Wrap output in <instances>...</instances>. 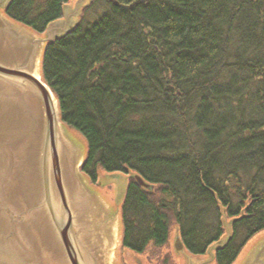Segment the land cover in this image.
Listing matches in <instances>:
<instances>
[{
	"label": "trees",
	"instance_id": "obj_1",
	"mask_svg": "<svg viewBox=\"0 0 264 264\" xmlns=\"http://www.w3.org/2000/svg\"><path fill=\"white\" fill-rule=\"evenodd\" d=\"M70 1L10 0L3 13L43 33ZM41 74L85 140L90 182L136 173L154 186L128 180L122 248L159 262L178 229L204 255L224 213L236 221L213 263L233 264L264 232V0H92L46 44Z\"/></svg>",
	"mask_w": 264,
	"mask_h": 264
},
{
	"label": "water",
	"instance_id": "obj_2",
	"mask_svg": "<svg viewBox=\"0 0 264 264\" xmlns=\"http://www.w3.org/2000/svg\"><path fill=\"white\" fill-rule=\"evenodd\" d=\"M9 2L0 0V264H117L120 204L128 180L148 191L154 186L128 173L111 212L87 184L81 171L86 147L83 152L74 144L41 74L46 44L72 32L92 0L64 5L62 16L43 33L8 18L3 9ZM119 176L103 174L97 185L103 178L117 184ZM234 221L222 214L224 234L208 246L203 259L186 255L175 229L173 253L196 257L190 264L214 262V252L231 239ZM261 236L234 264H264Z\"/></svg>",
	"mask_w": 264,
	"mask_h": 264
},
{
	"label": "rangeland",
	"instance_id": "obj_3",
	"mask_svg": "<svg viewBox=\"0 0 264 264\" xmlns=\"http://www.w3.org/2000/svg\"><path fill=\"white\" fill-rule=\"evenodd\" d=\"M71 1L75 2L76 0H71ZM63 125L65 126L66 129L69 130V132H70L69 134L73 137L72 140H73L74 144L76 145V147L80 151L84 152L85 147H86L84 138L78 132L69 128L67 125H65V124H63ZM119 175H120L118 177L119 182L117 184H115L114 182H108V180L103 178V182L100 185H97V183L94 184V183L90 182L89 179L84 175L87 179V182H88L87 184H89L91 186L90 189L93 190V192H95L96 194L100 195L102 197V199L107 204H109L111 212H114V210L116 208V203H117V201L119 199V195L121 193V188H122L121 183H123V181H121V179H123V177H125V178L127 177L125 174H119ZM210 217H211V219H214L213 212L211 213ZM262 234H264V232H261V234L254 236L247 243V245L243 249V252L245 253L249 249V247H252L257 240L262 238L263 237V236H261ZM240 239L241 238L237 239L238 242H240ZM152 252H153V249L149 248L146 251V253H144L143 255H139V254L132 253L131 251L126 250V249L122 248L121 246H119L117 249V252H116L117 253V256H116L117 257V264H161L160 261H162L165 257H169L172 264H190V262H189L190 258H196L197 257L198 259H203L207 256L205 253L204 255H198L196 257H188V256H186V255H188L187 252H186L187 254L185 253L186 254L185 256H183V255L177 256L173 253L172 248L168 247V248L162 249L160 251L161 255L159 256L160 260L158 262L157 260L150 258V256L152 255ZM243 252H241V253H243ZM171 254H174V257H172ZM193 256H195V255H193ZM240 256L241 255H239L238 260H239ZM237 262L235 264H237ZM208 264H214V263L210 262Z\"/></svg>",
	"mask_w": 264,
	"mask_h": 264
},
{
	"label": "flooded vegetation",
	"instance_id": "obj_4",
	"mask_svg": "<svg viewBox=\"0 0 264 264\" xmlns=\"http://www.w3.org/2000/svg\"><path fill=\"white\" fill-rule=\"evenodd\" d=\"M171 243H172V241H171ZM184 245V244H183ZM171 247H172V245H171ZM184 248H185V246H184ZM185 251L188 253V254H190V255H192L190 252H188L187 250H186V248H185ZM132 253H134V252H132ZM196 256H198V255H196ZM172 257H174V254H172ZM176 258V257H175Z\"/></svg>",
	"mask_w": 264,
	"mask_h": 264
}]
</instances>
